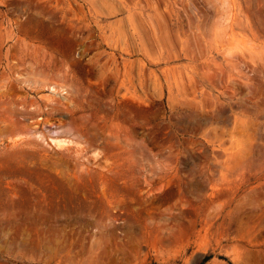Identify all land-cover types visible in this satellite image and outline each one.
I'll use <instances>...</instances> for the list:
<instances>
[{
    "label": "rangeland",
    "instance_id": "rangeland-1",
    "mask_svg": "<svg viewBox=\"0 0 264 264\" xmlns=\"http://www.w3.org/2000/svg\"><path fill=\"white\" fill-rule=\"evenodd\" d=\"M0 264H264V0H0Z\"/></svg>",
    "mask_w": 264,
    "mask_h": 264
},
{
    "label": "trees",
    "instance_id": "trees-1",
    "mask_svg": "<svg viewBox=\"0 0 264 264\" xmlns=\"http://www.w3.org/2000/svg\"><path fill=\"white\" fill-rule=\"evenodd\" d=\"M207 259V256L205 257V260Z\"/></svg>",
    "mask_w": 264,
    "mask_h": 264
},
{
    "label": "bare ground",
    "instance_id": "bare-ground-1",
    "mask_svg": "<svg viewBox=\"0 0 264 264\" xmlns=\"http://www.w3.org/2000/svg\"><path fill=\"white\" fill-rule=\"evenodd\" d=\"M103 37H104V35H103Z\"/></svg>",
    "mask_w": 264,
    "mask_h": 264
}]
</instances>
